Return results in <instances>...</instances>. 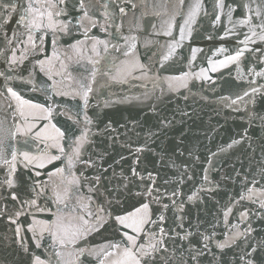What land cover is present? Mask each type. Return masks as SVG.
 <instances>
[{
	"label": "water",
	"instance_id": "95a60500",
	"mask_svg": "<svg viewBox=\"0 0 264 264\" xmlns=\"http://www.w3.org/2000/svg\"><path fill=\"white\" fill-rule=\"evenodd\" d=\"M11 2L19 8L24 0ZM105 2L110 19L103 15ZM197 2L201 8L190 19L189 11ZM216 3L217 0H184L183 5L178 0H84L89 15L107 28L104 32L99 26L91 28L87 19L83 27L77 24L83 15L79 0H65L62 5L57 0V8L50 10L63 9L56 19L69 24L68 32L33 30L32 43L28 41L29 29L18 23L22 8L16 12L0 9V72L4 73L0 76V154L11 161L12 151L17 152L14 173L9 174V167L0 159V264H34L36 256L46 264H72L77 248L93 253L81 256L78 264H112L117 250L111 245L121 243L122 249V233L131 234V229L120 226L115 217L133 212L143 203L150 204L153 219L162 210V205L151 198L136 195L143 184L139 177L132 176L133 168L145 178L152 173L160 193H180L175 200L183 205V212L171 206L167 195L161 198L162 204H169L163 226L174 231L164 238L167 251L158 254L157 264L160 260L166 264H213V255L220 256L213 245L211 253L193 261L195 253L176 235L194 231L197 223L200 232H215L217 240L236 231L254 230L238 240V247L225 250V260L244 247L245 239L248 243L264 239V209L260 207L264 200L260 192L264 189V75H257L264 71V56L245 51L240 60L219 65L245 47L241 41L246 35L252 36L249 26L237 23L247 12L242 5H250L252 12L247 15L253 16L255 24L258 21L254 11L260 0H225L223 10ZM228 5L236 8L231 21ZM120 7L126 14L120 13ZM216 16H220L219 21ZM85 28H90L87 36ZM169 31L171 35H166ZM91 37L108 41V50L97 45L93 51ZM123 37H129L127 42ZM252 40L255 43L249 42L248 49L264 50V43L257 37ZM77 41L81 43L71 48ZM133 44L135 48H131ZM137 60L145 65L143 69L136 68L131 75L123 71ZM39 61H45L44 70ZM213 66L216 71H212ZM117 69L122 71L118 74ZM81 85L92 88L86 108ZM7 88L16 91L21 100ZM22 101L50 107L51 118H40L45 114L22 105ZM84 112L93 122L87 125L88 140L80 159L69 169L67 156L85 128ZM77 118L79 124L75 123ZM33 124L27 136L17 131ZM53 124L65 133L59 141L65 149L63 155L51 147L52 141L42 142L43 136L56 135ZM37 132H42L39 139ZM137 148L143 150L136 152ZM23 152L33 156L46 153L60 159L51 163L45 160L43 168L38 167L39 161L25 167ZM58 168L65 169L63 175L50 179L49 174ZM6 178L13 179L16 186L8 188L3 183ZM74 178H79V184L69 185ZM35 181H39L35 185L41 193L39 197L31 191ZM145 183L150 182L145 179ZM66 187L71 189L67 196ZM250 188L252 199L241 200L242 195H249ZM13 191L19 200L11 199ZM54 191L61 193L63 203L56 201ZM156 195L153 192V197ZM194 195L196 198L188 199ZM31 199L36 200L35 205L27 203ZM5 205L7 210L3 211ZM229 208L231 212L225 217ZM17 211L22 213L19 217L15 215ZM245 211L248 216L243 219L240 214ZM58 215L66 225H80L83 217L89 221L85 227L94 230L68 248L54 244L50 234L44 233L42 246L37 248L28 227L34 219L52 221ZM97 216L101 217L99 221ZM180 216L185 217L183 229L177 226ZM17 227L21 228L19 235ZM146 242L147 237L139 241Z\"/></svg>",
	"mask_w": 264,
	"mask_h": 264
},
{
	"label": "snow or ice",
	"instance_id": "6c2138e0",
	"mask_svg": "<svg viewBox=\"0 0 264 264\" xmlns=\"http://www.w3.org/2000/svg\"><path fill=\"white\" fill-rule=\"evenodd\" d=\"M59 4H64L65 0H58ZM170 2V0H168ZM180 5L184 4V0H178ZM105 11L104 16L106 18L110 19L109 12H108V3L105 2L103 5ZM135 7V5H133ZM216 7L223 10L225 5V0H217ZM244 9L247 10V12H252V9L249 4L245 3L242 5ZM22 8L23 14L20 15L18 23H23L27 29H29V37L28 41L29 43H32L33 37L31 35V32L33 30L40 31L43 29H48L55 34L57 30L61 32L67 33L69 30V24L59 21L56 19L59 17L63 9L60 11H52L50 9H56L57 8V0H24V3L19 6L17 3L11 2H0V9L3 10H10L12 12H16ZM79 8L83 12L82 17L77 20V24L83 27V21L85 19L89 20L91 23V28L100 27L101 31L107 32V28L103 27L99 24V21L94 19L92 16L89 15L88 10L85 9L84 0H79ZM201 8V4L197 2L195 5H193L189 11V18L194 19L196 14L199 12ZM228 19L231 21L232 13L236 10L232 5H228ZM119 11L121 14H126L125 8L120 7ZM247 12L245 14V18L239 19L237 23L239 25H246L249 26V30L252 33V36H245V39L241 41L242 44L245 45L243 49H239L235 52V55L228 56L225 58V60L220 61L219 65L220 67H224L227 64L238 61L240 58L244 55L245 51L253 52V53H260L262 56H264V50H262L260 47H256L254 49H248L247 45L249 42L255 43V41L252 40V37H257V39L264 43V0H260V4L257 5L254 16L258 23L253 24V16L247 15ZM179 14V13H177ZM45 19L47 20V23H45ZM220 20V16H216V21ZM185 23H188V21H185ZM259 29L260 31L257 32L256 30ZM117 33L120 31V26H116ZM90 31V28H85L84 33L87 36V33ZM181 32V39H184V29H180ZM166 35H171V32H167ZM43 39V37H41ZM94 41L93 43V51H96L97 45H104V50H108V41L98 39L96 37H91ZM123 39L127 42L129 37H123ZM132 40H135V37L131 38ZM55 43V41H53ZM80 41H77L76 44L71 45V48H76L77 44H80ZM150 43V42H149ZM33 47H35V44H33ZM131 48H135V44L131 46ZM131 51V49H130ZM172 51H174V47L172 48ZM195 51L193 50V58H195ZM223 51V49H221ZM97 55H99V52H96ZM129 53H125V55H128ZM171 52L169 53V55ZM55 55V53H54ZM165 60L168 59V56L164 57ZM13 62H15V57L13 59ZM98 61H93L92 63L95 64ZM41 66V70H44L43 66L45 64V61H39L38 62ZM145 65L139 63L137 60L135 64L131 65L129 68L123 70L126 71L128 75H131V71L140 68L143 69ZM216 67L213 66L212 71H216ZM122 70L117 69V73L119 74ZM96 74L95 68H93L92 76L94 77ZM187 75V74H185ZM257 75H264V71L257 73ZM0 76H4V73L0 72ZM113 79H116L115 76L112 77ZM6 79H10V77H7ZM180 79V78H175ZM183 86H186L183 85ZM82 88H84V91L82 93V99L84 101L85 108L88 105V97L89 93L92 92L91 86L85 87L84 85H81ZM255 91V90H253ZM7 92L11 93L13 97H15L17 100H21L19 94L14 91L12 88H7ZM58 95H69V93H57ZM75 95L80 96V92H76ZM245 95H248V93H245ZM239 99V98H238ZM22 105H28L30 108L37 109L40 112L44 113L45 115L40 117L42 119H50L52 116V109L50 107H45L42 104H33L31 101H22ZM21 115H24L23 112H21ZM261 119H264V117H261ZM83 121L85 124V128L82 130L81 136L77 137L74 141L75 147L72 150L71 155L67 156V167L70 169L74 161H78L80 159L81 155V149L83 145L88 140V129L87 125L91 124L93 121L92 119L87 115V112H84L83 115ZM75 123L79 124L80 120L79 118L76 119ZM35 125H31L30 127L26 129H17V131H23L24 135L27 136L29 132H31L32 128H34ZM47 127V126H46ZM52 129L55 131L54 136L52 135H45L43 136L42 142L52 141L51 147L58 148L59 152L63 155L65 154V149L63 145L59 143L61 139L65 137V133L62 132L59 128L56 127V125H51ZM42 136V132H37L36 137L39 139ZM239 141H233V143H238ZM2 143V142H0ZM143 149L137 148L136 152H141ZM12 159L11 161L7 159H3L2 154H0V159H3V164L7 165L9 167V174L15 172V161L17 157V152L15 150L12 151ZM24 160L27 161L25 164V167H28L29 165L33 164L34 162L39 161L38 167L43 168L45 167L44 161L47 160L48 163H51L54 160L60 159V156H51L48 157L46 153H42L38 156H33L29 152H23L21 153ZM65 169L64 168H58L55 170V172L49 174V178L51 179L52 176L55 175H63ZM132 176L139 177L140 181L143 184L142 190L140 192H137V196H147L152 199L153 203L161 204L162 210L160 211V214L156 216L155 219H153V213L150 208L149 203H143L140 205V207L136 208L133 212L127 213L126 215H120L115 217V221L122 226L125 229H131V234L128 231H124L122 233V243L124 247L121 249V243L112 244L111 247L117 250L116 259L112 261V264H157L159 260V253L162 251H167V249L164 247V238L168 236L169 231H174V229L169 228L168 230L165 229L163 226L166 222V216L165 212L169 209V204H162V196L167 195L168 198L171 201V206L173 208H176L178 211L183 212V205H178L176 203L175 197H177L180 193L179 191H173L172 193H167L166 191L164 193H160V190L155 187V177L152 175V173L147 174V178L144 176H141L135 168L131 170ZM37 176L40 175L39 172L36 173ZM145 179L147 182L145 183ZM207 179V177H205ZM4 184L7 185L8 188H14L16 185L14 183L13 179L6 178L3 181ZM39 181H35L33 183V186L31 187V191L36 193V196H40V192L36 191L35 185L38 184ZM167 183V181L165 182ZM255 183V181H253ZM69 185L73 184H79V178H74L71 181H68ZM126 187V185H125ZM70 188L64 189V195L67 196L68 192H70ZM153 192H156L157 195L153 197ZM261 195H264V189L260 190ZM248 196H241L240 199H252L253 189H248ZM54 195L56 197V201L58 203H63V197L60 192L54 191ZM11 199L13 201L19 200V197L16 195V193L13 191L10 193ZM196 198L194 196H190L188 199L192 200ZM27 203L31 205L36 204L35 199H31L27 201ZM260 207L264 209V200L260 201ZM7 210V206L5 205L3 211ZM38 211L43 212L45 209L38 208ZM231 212V208L228 209L227 212H225V217ZM22 213L20 211H17L15 215L19 217ZM241 217L243 219H246L248 216L247 211L242 212ZM11 219V217H10ZM83 223L80 225H66L64 223V218L62 216H56V218L52 221H46V220H33V225H30L28 227V231L33 232V239L36 240V247H41V241L43 239L44 233H49L53 243L58 244L61 248H68L69 246H74L80 241L81 239L85 238L91 231L94 229L90 227H85L86 225H89L88 220H84L83 217L80 218ZM97 221L101 219V217L97 216ZM180 223L177 225L179 228L183 229L184 227V216L178 217ZM13 223H15V220H13ZM190 227H193V225L190 224ZM194 231H186L183 236H179L177 233L176 235L179 237V239L186 241L189 245L190 251L194 252L195 255L191 256V259L193 261H196L198 257H202L205 255V253H211L210 245H213L216 249L219 250L220 256L217 257L213 255V264H264V239L259 240L255 243H248L247 240H244V247L240 248L238 252H233V256L229 260L224 259V253L226 249H233L235 247H238V240L242 237H247L252 231H254L251 228L246 229L244 232L236 231L232 235H226L225 239L223 240H217L216 239V233L212 232L211 234H208L207 232H200V224L197 223L195 226ZM235 227V226H234ZM37 228L39 229V236H37ZM147 229V230H146ZM98 230V229H96ZM21 232V228L17 227L16 233L19 235ZM147 237L146 243H139L140 240ZM195 241V243H193ZM197 244L200 245L199 248H197ZM23 247V242L22 245ZM27 251V248L24 249ZM72 255V253H69ZM92 255L90 249L87 248H77L75 249V255L74 259L72 261V264H78L80 257L83 255ZM261 254V255H258ZM57 257H61V254L58 252L56 253ZM106 255H113L112 253H106ZM34 264H46V261L41 260L39 256L35 257ZM160 264H166L165 261L160 260Z\"/></svg>",
	"mask_w": 264,
	"mask_h": 264
}]
</instances>
